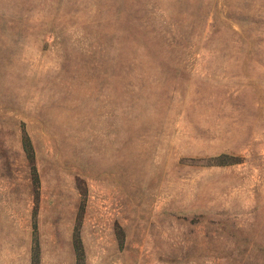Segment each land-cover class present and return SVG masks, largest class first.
I'll use <instances>...</instances> for the list:
<instances>
[{
    "label": "rangeland",
    "instance_id": "rangeland-1",
    "mask_svg": "<svg viewBox=\"0 0 264 264\" xmlns=\"http://www.w3.org/2000/svg\"><path fill=\"white\" fill-rule=\"evenodd\" d=\"M0 182V264H264V0H0Z\"/></svg>",
    "mask_w": 264,
    "mask_h": 264
},
{
    "label": "crops",
    "instance_id": "crops-1",
    "mask_svg": "<svg viewBox=\"0 0 264 264\" xmlns=\"http://www.w3.org/2000/svg\"><path fill=\"white\" fill-rule=\"evenodd\" d=\"M29 183H30V182H29ZM29 183H27L26 186H28ZM0 184H1V182H0ZM8 185L11 186L12 184H11V183H8ZM8 196L10 197V198L8 199L9 201L12 200L11 198H15V195H14L12 192H10Z\"/></svg>",
    "mask_w": 264,
    "mask_h": 264
}]
</instances>
